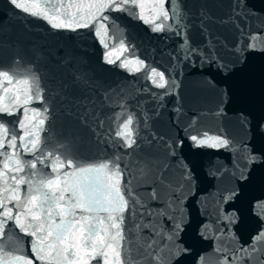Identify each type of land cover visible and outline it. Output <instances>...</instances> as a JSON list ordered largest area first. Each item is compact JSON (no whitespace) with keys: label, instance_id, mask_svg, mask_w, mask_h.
Instances as JSON below:
<instances>
[{"label":"snow or ice","instance_id":"1","mask_svg":"<svg viewBox=\"0 0 264 264\" xmlns=\"http://www.w3.org/2000/svg\"><path fill=\"white\" fill-rule=\"evenodd\" d=\"M14 9H19L21 12L29 14L37 19L46 20L50 27L55 30L76 31L79 28H91L96 26V36L101 35V30L106 29L107 22L112 18L105 14L108 12L127 13L133 19H140L145 24L153 25V20L145 19L142 13L135 11L137 0H100L99 3L93 5L86 13H72L68 9L71 5H59V8H65L63 16L65 18L72 17L71 20L64 19L61 22H52L56 17L48 19L47 9L51 5L56 7L54 0H44L45 12L41 16L39 13L32 11V8L37 7L36 4L28 6L26 0H8ZM183 7V0H157L154 8L157 9L154 20L160 18L167 22L171 18L176 21L178 9ZM207 5L201 6L199 22L196 27L199 29L200 40H196L189 35V31L193 28V24L188 22L189 13L183 14V19L176 26L169 27L168 32L178 40L171 51L167 55L173 64H187L193 67H198L201 71L205 69H214L216 74L222 75L224 79H228L238 72L244 71L247 65L250 53H260L264 55V46L257 47L252 40L258 38L257 34L245 33L244 29H240L239 38L229 44L221 39L220 35L215 31L216 25H227L233 19L241 14L247 8L246 0H235L232 6V14L226 18H216L207 10ZM83 15L86 19H77ZM73 24L75 26H73ZM237 27H239L237 25ZM153 33L164 32V25L155 23L150 27ZM250 36L249 42H244V37ZM100 43L107 48L108 45L103 40ZM123 51H131L129 48L122 49ZM119 59V57H117ZM104 63L114 64L116 61L109 58V54L105 52ZM136 63L145 66L142 59H137ZM66 65L56 83L55 91L58 95L64 98L68 103V113L73 115V108L77 109L82 118L87 121L89 115H94L93 111L100 101L101 95L105 100L110 99L109 91L99 82H94L86 72L78 71L71 67L70 58L62 62ZM127 63L119 64L121 68H127ZM151 72L159 76L161 83L153 80V83L158 88H164L166 84L165 72L158 71L156 67L151 68ZM7 77L8 83H12V78L7 73H0ZM211 82V81H208ZM27 84V81H23ZM7 92L8 89L4 88ZM79 91L80 95L74 93ZM226 95V93H225ZM36 99L43 102L42 96L37 93L35 97L26 95L24 104ZM162 99V97H161ZM20 103L18 98L16 101L10 100L8 104L0 105V114L13 116L16 110L19 109ZM121 109H126L127 105L121 101ZM25 108V113L27 114ZM35 111V110H33ZM46 112L47 109L45 108ZM177 113L180 109H176ZM222 114V113H221ZM158 115V113H157ZM99 125L103 126V121L96 117ZM145 125H148L149 116L147 112L143 114ZM136 123L139 125L140 117L138 113H130L126 121L120 126L116 132V136L123 140V147L133 149L137 145L136 134L131 126ZM177 123L179 120L177 119ZM195 121H193V124ZM245 139L237 141L227 131L221 129L220 132L207 139H201L197 135H191L188 129L185 128V136L191 141L193 148L213 147V148H230L235 147V164L231 171V179L236 185H243L249 181L253 171L257 168H264V146L257 148L251 141L255 137L264 138V118L258 121H250L244 119ZM44 120L39 121V125H43ZM20 128H25L24 120H20ZM36 136V138L28 140V147L25 144L26 137ZM214 141L209 144L208 140ZM159 142L162 148L163 158L154 156L151 153H146L140 159L139 167L146 173L151 174V184L149 190L151 200L155 202L156 207L147 212L141 211V216H146L148 219L140 227L148 231L150 249H155L164 240L172 242V248L169 251L167 258L161 257L158 253L153 254L155 264H183V259L191 253V247L187 246L181 239L182 233L191 227V222L187 218L186 201L188 199L186 189L194 186L196 177L194 170L187 163H183L184 157L181 155L185 140L179 135L175 137L162 138L153 134L148 141L149 144ZM8 150L7 152L5 150ZM20 150L25 154H30L33 159L30 161L31 169L37 168V162L41 165H46L50 154L38 155L41 152L39 137L36 133L25 131L23 135H17L15 129L8 124L7 121L0 120V157H5L3 170H0V178L11 179L14 182V187L9 186L7 189L0 190V241L5 238V234L10 222L14 223L15 227L19 228L25 235H31L32 253L36 259L40 261H48V264H89V260H97L103 257V264H126L122 258L121 252L115 250L116 242L124 241L123 235L125 213L129 210V200L126 199L125 192L131 197L134 195L128 187L127 167L120 168L116 164L111 170V176L115 180L107 186H104L103 181L97 176L94 180H88L80 184L79 191L76 186L67 184L68 173L65 172L66 183L63 188L60 187L57 180L41 181L49 189L52 190L51 198L35 189V195H21L22 185H31L32 181L26 175H20L24 172V167L20 164L19 159L16 161V166L13 168L9 163L13 156H18ZM59 159V158H57ZM172 161H176L174 166ZM68 166L72 167V161L68 162ZM64 167L63 163L60 165ZM109 168V164H99L88 168H78L81 173H99L103 169ZM53 173L57 172L55 166L52 167ZM9 173H14L9 176ZM35 173H33L34 175ZM178 174V177L175 175ZM214 178L222 177L223 172L216 169L210 172ZM56 188L53 189V185ZM71 192L69 197H65V192ZM59 192V195H57ZM166 192L167 198H162L161 193ZM7 193V194H6ZM240 195L239 187H227L223 190L217 189L215 193H209L215 203L212 214H209L207 209L204 210V215L208 217L200 224L199 235L205 239L218 238L219 236H230L235 239L238 247L230 250L229 254L223 255L221 264H264V199H257L252 202L250 212L255 218L254 230L250 233L246 240H242L234 231L235 226L240 222L241 218L237 215L236 209H229L228 205L235 201ZM61 201H67L61 203ZM11 205V206H10ZM30 205V206H29ZM46 207V215L42 218L40 212L36 209ZM135 206L133 205V208ZM143 208V206H142ZM80 213H108L107 217L97 215L93 223V217L90 215H79ZM59 216V222H56L55 217ZM153 217L158 218L154 220ZM105 219L109 222L108 227H105ZM99 224V229L97 227ZM215 225L214 236H205L208 225ZM78 226V227H77ZM115 230L114 234H110L108 228ZM31 229V231H29ZM158 229V230H157ZM103 232V235H101ZM78 238H76V234ZM51 238V239H50ZM106 238H110L112 243L106 244ZM114 249V261H110L108 252L103 250ZM3 251V249H0ZM81 251H84L87 258L81 256ZM53 253L55 255L53 256ZM15 261L22 264H32L25 255H17ZM203 257H199L197 264H200ZM0 264H3L0 261Z\"/></svg>","mask_w":264,"mask_h":264}]
</instances>
